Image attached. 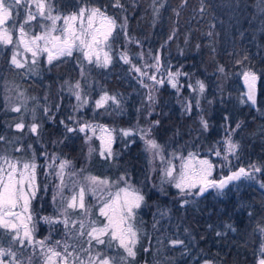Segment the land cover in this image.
Instances as JSON below:
<instances>
[{
  "label": "trees",
  "instance_id": "trees-1",
  "mask_svg": "<svg viewBox=\"0 0 264 264\" xmlns=\"http://www.w3.org/2000/svg\"><path fill=\"white\" fill-rule=\"evenodd\" d=\"M96 2L107 5L119 23L127 17L126 35L132 40L126 42L122 29L116 30L119 35L113 40L117 41L113 45L115 58L99 75L101 90L95 86L90 89L91 103L83 113L69 111L71 103L63 93L62 82L76 72L71 60L46 65L38 76L26 77L25 80L32 79L27 85L31 96H38V101L51 110L47 109L49 115L39 113L37 149L41 146L49 152L61 151L77 167L99 176L132 174L148 183L151 178L156 182L157 171L150 169L149 154L138 129L152 127V137L165 147L211 157L215 154L209 149L224 151L225 138L231 136L240 145L232 167L261 166L259 177L264 180V105L239 103L237 98L238 73L251 69L259 77L257 102L264 104V4L258 5L264 0H120L123 10L112 7L113 0ZM152 39L154 52H160L165 66L172 71L180 69L186 75L178 78L181 96L167 82L166 87H157L155 103L149 106L146 93L137 92V86L128 84L132 73L129 64L121 61L119 51L128 46L130 59H135L152 47ZM197 81L205 85L203 93L199 92ZM103 92L117 98L118 109L111 100L102 108L95 107ZM186 101L192 104L190 112L185 109ZM12 115L0 114L2 131ZM201 117L208 123L207 130L202 127ZM87 119L117 130L112 158L99 155L98 136L88 142L85 133L67 132L65 125L76 128L77 122ZM154 121L159 124L153 126ZM121 129L137 134L122 136ZM90 146L94 149L91 153ZM214 164L218 170L216 158ZM147 166L150 173L145 176ZM45 194L35 199L36 211H41L40 203L44 212L49 211ZM192 196L194 202L176 210H182L183 221L200 239L199 246L209 250L219 264H257L261 234L258 226L264 225V191L239 186L223 197H196L195 193ZM156 201L157 206L164 204L159 198ZM138 251L143 254L142 249Z\"/></svg>",
  "mask_w": 264,
  "mask_h": 264
},
{
  "label": "snow or ice",
  "instance_id": "snow-or-ice-1",
  "mask_svg": "<svg viewBox=\"0 0 264 264\" xmlns=\"http://www.w3.org/2000/svg\"><path fill=\"white\" fill-rule=\"evenodd\" d=\"M23 7L24 15L21 20L20 8ZM34 7V10H33ZM112 7L123 10L120 0H113ZM55 13V14H54ZM39 18V20H38ZM33 21H37L33 24ZM62 21V23H58ZM50 22V23H45ZM127 17L123 23H118L117 19L107 13V6H80L76 11L64 15L56 11L52 0H0V45H12V55L10 63L17 69H23L28 65L29 58L27 53H31V65H38L39 58L46 54L47 63L52 64L54 60L61 57H70L74 51L82 54L84 60L89 64H95L100 67H107L111 63L110 49L112 47L111 40L113 33L119 29H126ZM35 28H39V33L35 32ZM18 33V35H16ZM175 33H173L174 35ZM171 39V37H169ZM131 42V41H130ZM108 49V51H106ZM144 53L139 56L143 57ZM155 63L148 64L145 62L144 69H152L157 75H149V72L137 67L132 63L127 53L121 54L124 63L131 65V70L140 74V77H146L153 81L152 85L141 83L145 88L149 89L147 99L155 103L152 94L156 85H163L164 72L167 73V82L172 88L180 90L178 77L181 72H172L170 69L161 64L159 56L152 57L151 51L148 53ZM164 72H161V68ZM224 71L223 68L219 69ZM247 85L248 91L246 97L252 104L256 103V83L259 77L256 72L251 69L244 70L240 73ZM199 92L203 93L205 85L201 81H197ZM191 87V85H189ZM80 84L74 86L73 95L76 96L80 103L74 110H79L88 103L87 99L81 96L79 91ZM193 91H196L193 88ZM116 109L119 108L120 102L114 96L107 93L102 95L100 99L95 101L96 108H102L109 101ZM197 106L199 102L197 101ZM191 102H185L186 111H191ZM20 112V107L11 109ZM47 112V109H45ZM69 119H72L70 117ZM78 127L73 128L65 125L67 132L85 133L86 141L90 142L99 132L97 137L101 142L99 155L106 159L114 156L112 144L115 142L114 133L116 129H110L105 125L92 124L90 122L79 123ZM159 124L154 121L153 126ZM202 127L207 130L208 123L201 117ZM23 122L17 123L16 128L24 129ZM240 127L239 124L236 126ZM38 125L33 123L29 130L36 133ZM122 136H134L137 133L131 129L119 130ZM91 135H88V133ZM141 139L144 140L146 151L151 154L154 161L157 157L162 163L166 162V166L162 169L161 181L174 184L179 189L181 195H203L209 188H214L218 193H222L225 188L235 181L242 178L246 180H256L255 173L262 171L261 166L252 164L249 169L240 167L236 171H231L229 175L221 176L219 179L213 178V171L217 165L210 159H201L198 153L189 152L187 157L180 154L179 157L175 153L171 159L164 155V147L160 145L152 137V127L147 129H138ZM3 139V137H0ZM239 143L234 142L231 136L225 138V147L223 160L224 166L230 164L228 157L236 156L239 150ZM94 151L90 146L89 153ZM214 152L215 156L222 155L218 148L209 149ZM179 158L181 163L179 171L177 166L172 163L173 159ZM238 158V156H237ZM52 163L46 166L49 169L57 168L56 177L60 183L56 185L57 191L53 194V204L55 216H43L40 219L50 226L62 224L66 230L65 235L72 238L86 237L87 247L80 245V251L86 253V258L75 254L77 245L69 244L67 241L57 240L53 244H49L51 239V231L49 236L44 239H37L35 233L37 231L38 220L34 218L32 212V201L36 199L40 192V184L37 179V169L41 167L35 159L30 161H21L19 159H10L7 156H0V236L7 235L9 237V247L4 248L0 243V264H32L31 255L24 257V249H31L35 254L37 251L42 257V264H116V258L105 254L104 251L96 250L94 252V244L96 246L103 245L105 249L116 247L123 249L125 255L119 257V264H131L137 255L136 245L139 242V230L136 228L137 210L145 203V195L136 186L132 185L125 177H120L118 181L110 182L108 179L85 175L83 180L85 183H79L75 179L79 174L75 171L67 172L72 167V162L63 159L57 165L55 163L58 157L49 158ZM151 162V161H150ZM84 170L81 169L80 172ZM175 173V175H174ZM51 175V173H46ZM68 175L72 179L73 194L70 197L63 195L64 189L67 187L65 176ZM123 183V187H119L115 192L111 188L116 184ZM264 188V182L260 184ZM78 187V191L75 189ZM46 190V186H45ZM86 195H92L100 202L99 214L106 219V223L102 226L97 225V221H72L69 218V209L81 210V214L85 217L91 215L86 207ZM57 197H59V205H57ZM189 203L188 200L184 201ZM165 215L166 213H161ZM79 227H76V224ZM231 229V225H228ZM87 229V230H86ZM259 231L264 235V227ZM220 235V233H217ZM172 245H184L183 240H172ZM13 245L18 246L17 251H13ZM69 248L73 252H69ZM147 251V249H145ZM18 254L20 259H18ZM8 257V261H5ZM72 258L71 261L69 258ZM205 264L210 262L205 261ZM257 264H264V241H262L259 249Z\"/></svg>",
  "mask_w": 264,
  "mask_h": 264
},
{
  "label": "rangeland",
  "instance_id": "rangeland-1",
  "mask_svg": "<svg viewBox=\"0 0 264 264\" xmlns=\"http://www.w3.org/2000/svg\"><path fill=\"white\" fill-rule=\"evenodd\" d=\"M96 1L97 0H52V3L56 11L64 15H67L68 13L76 11L80 6H85V5L89 7L102 6L101 3ZM263 4L264 2H261V4L258 5H263ZM20 13H21V20L17 21L18 23L22 22V17L24 15L23 7L20 8ZM107 13L109 15L114 16L117 19V22L119 23V19L114 14L111 13L109 8H107ZM32 23L36 24L37 21H33ZM45 23H50V22H45ZM58 23H62V21ZM127 29H128L127 27L126 29H123L122 33H124L126 36L125 41L129 42L132 40V38L126 35ZM39 31H40L39 28H35L36 33H39ZM16 35H18V33ZM118 35L116 34V32L113 33V39L111 40V45H112L110 49V55L112 58L111 63L115 58V55L113 54V45L115 42H117L116 40L115 41L113 40ZM150 41H151L150 46L152 47H149L148 51L143 52L144 53L143 57L139 56L140 54L139 53L138 55L135 56V59L132 58L131 61L137 67H140L142 71L144 70L148 71L149 75L155 74L159 79L161 75L160 73H155L150 68L144 69L145 62H147L148 64L155 63V61L151 57H149L148 55L149 51H151L152 57L155 56L160 57V52L158 53L154 52V45H153L154 39ZM12 47H13L12 45H8V46L0 45V114H3L4 112H9L10 114H13L12 116L7 118L6 123L4 125V131H2V128L0 127V137H3V139H0V156H7L10 159H19L21 161H26V160L30 161L35 159L37 164L41 166L37 169V179L41 188L37 197L40 196L41 193H46L44 196H48L46 202L49 211L44 212L41 203L39 205L41 211L40 210L36 211L35 210L36 202L35 200L32 201V212L34 218L39 221V223L36 226L37 227V231L35 233L36 238L44 239L45 237L49 236V232L51 231V239L49 240V244H53L57 240L67 241L69 244L77 245L75 249V254L80 255L83 258H86L87 256L86 253L80 251V247H79L80 245H82L83 247H87V244L85 242L86 237L72 238L70 236H66L65 235L66 230L62 224H55L50 229V226L44 223L42 219H40L43 216L56 215L54 211L55 206L53 204L52 198H53V194L57 191L56 185L60 183L59 179L55 175V172L58 171V169L57 168L49 169L46 165L52 163V161L49 159L50 157H58L59 159L55 160V163L57 165L63 159H67L72 162V167L68 168L66 171L77 172L79 175L75 177V179H78L79 183H85V181L83 180V176L85 175H92V176L100 177L101 179H108L110 182L118 181V179L123 176L127 178L132 185L140 189L141 192L145 195V203L141 206L140 209L137 210L136 228L139 230V242L136 245V249H135L137 255L135 259L131 261V264H205V261L210 262V264H219L218 261L214 260V256L210 255L209 250L203 249L202 247L199 246L200 239H198L197 235L189 227V225L183 221V217L181 215L182 210H180L181 212H177V210L180 207L185 208L187 204L194 202L193 196L192 194L181 195L179 189H177L172 183H168L166 181L162 183L161 181V177L163 174L162 169L166 166V162L162 163L159 157H157L153 161L151 154L148 152L150 169L152 170L153 168V171H157V178H156V182H153L154 180L153 178H151V180L147 179L148 183H146L145 181L135 179V176L132 174L131 175L121 174L116 178H112L108 176H99L89 171H86L82 167H77L72 159L68 158L66 155L60 154L61 151L54 150L53 152H49L48 150L42 149L41 146L40 148L38 147L37 149L36 145L39 142L38 129L36 133H32L30 132L29 128L33 123L37 124L40 112H42V114L49 115L48 113L51 110L47 108L46 105L42 104L41 101H38L39 99L38 96H31V94L28 91L27 85H29V82H31L32 79L29 78L28 80H25L26 77L38 76L41 73L42 68L46 65H48V67H51L53 63L57 61L65 62L71 60L72 68L76 72L62 82L63 93L64 95L67 96L68 101L71 103L69 106L70 108L69 111L76 113H83V111H85V109L91 103L90 97L92 94V90L90 89L95 86L98 91L101 90L102 87L99 82L100 81L99 75L101 73L106 72L107 67L111 63L107 67H100L95 65L94 63L89 64L86 60L83 59L82 54L80 52L74 51L72 56L61 57L58 60H54L52 64L47 63V58L45 54L39 58L38 65H31L30 63L31 53H27L26 55L29 58L28 65H26V67L23 69H17L14 66H12L10 63L11 55H12ZM106 51H108V49H106ZM122 53H127L128 57L129 58L131 57L128 52V46L124 47L122 51H119V56H121ZM121 61L123 60L121 59ZM161 64L164 67H166L164 61L163 62L161 61ZM129 70L130 73H132V77L130 78L128 84L132 87L137 86L136 88L137 92L143 90L148 96L149 89L143 86V84L141 83V79H143L144 84H149V85H152L153 81L148 80L146 77L138 78L140 77V74L131 70L130 64H129ZM161 72H164L163 67L161 68ZM172 72L182 73L180 69L174 70ZM240 73H238L239 75L237 77L239 81V89L237 93L238 101L239 103L241 102L251 103V101L247 100L246 97L247 90L244 86L243 76ZM163 78L165 80V83L163 85L155 86V89H153V93H152L153 96H155L156 92H159L158 91L159 89L157 88L158 86L160 87L167 86L166 72H164ZM258 81L259 79L257 80V84ZM77 83L80 84L79 91L81 92V96L84 99H87L88 103L83 107H80L79 110H74L76 106L80 103L79 101H77L76 96L73 95V91H72ZM237 85L235 89L238 87ZM104 94L105 92H103L101 96ZM177 94L178 96H181L182 85L180 90L177 92ZM151 104L152 102L149 101V106ZM257 105H264V104H258L257 102L253 106H257ZM13 107H20L21 111L20 112L12 111L11 109ZM45 109H49V112L48 110L46 112ZM57 109L58 108H56L55 111H57ZM47 117L49 119L51 118V116H47ZM20 122H23L25 125L24 129L22 130L16 128V124ZM85 122H90L92 124H100L97 122L94 123L92 121H89V119L80 121L81 124ZM88 134L91 135L90 132ZM96 136H99V132H97ZM162 146L164 147V155L169 159H171L173 153H175L177 157H179L180 154H182L184 157H187L189 152H193V151L184 152L177 149H172L168 146L167 147H165L164 145ZM221 153L222 155L220 157H217L215 155L214 157H211L208 154H200L198 152L199 157L201 159L207 158L210 159L213 163H214V158L217 159L219 168L218 170L214 169L213 171V178L215 179H219L221 176L231 172L234 169L232 167V161L234 158H237L238 156V154H236V156L230 155L228 157L230 164L227 167H225L224 166L225 161L223 160L224 151H221ZM172 163H174L177 166V172H178L181 160L179 158H176L172 160ZM81 169H83L84 171L80 172ZM150 169L147 166L146 171H144L143 174L145 176L148 175L150 173ZM46 173H51V175H46ZM259 174L260 173H255L257 177L256 180H246L242 178L240 181L232 183L231 185H229V187L226 188V190H223L222 193H218L217 190L214 188H209L207 190L208 191L207 195L210 196L216 195L218 197H223L226 195L228 190H230L231 188H237L239 186L240 187L254 186L260 189L261 191L262 190L264 191V188L260 186V184L264 182V180L260 179ZM151 175H154V172ZM72 179L73 178H70L68 175L65 176V183L67 184V187L64 189L63 192V195L65 197H70L73 194ZM45 186H46V190H45ZM123 186H124L123 183L116 184L114 187L111 188V191L115 192L119 187H123ZM75 190L78 191V187ZM170 193H172V196L170 195V197L166 198L165 195L169 196ZM157 198L161 199V202L164 204H160L159 206H157L159 203L156 201ZM59 199L60 198L57 197V205H59ZM185 200H188L189 203L185 204L184 203ZM85 204L86 207L89 209L91 215L85 217L84 215L81 214V210L69 209L70 222L80 221V220L97 221L98 226H102L103 223H106V219L100 216L99 214L100 202L97 200L96 197L92 195H86ZM153 206L156 207L153 209ZM161 213H166V214L162 215ZM76 227L77 228L79 227L78 223L76 224ZM258 227L262 228L264 227V225H259ZM176 239L183 240L184 245H175V246L172 245L171 241ZM262 241H264V235L260 234L258 241L259 249ZM0 243H2V246L4 248H8L9 237L7 235L0 236ZM12 247H13V251L18 250V246L13 245ZM141 249L143 253L142 255H141V251H138ZM145 249H147V251H145ZM96 250L104 251L105 254L115 257L116 264H119V257L125 255L123 249H117L116 247H113L111 249H105L103 245L96 246L94 244V252ZM22 251L24 257L31 255L32 264H42V257L38 251L35 254L32 253L31 249H24ZM69 252H73V249L69 248ZM17 258L18 259L21 258L19 254ZM4 259L7 262L9 258L5 257ZM69 259L71 261L72 258L70 257Z\"/></svg>",
  "mask_w": 264,
  "mask_h": 264
},
{
  "label": "water",
  "instance_id": "water-1",
  "mask_svg": "<svg viewBox=\"0 0 264 264\" xmlns=\"http://www.w3.org/2000/svg\"><path fill=\"white\" fill-rule=\"evenodd\" d=\"M244 86H245V88H246V90L248 91V88H247V85L245 84V82H244ZM258 94H259V90H258V85H257V83H256V103H257V101H258ZM255 103V104H256ZM255 104H253V105H255ZM240 167H244V166H239V167H237V168H235V169H233L232 171H236V170H238ZM244 168H246V167H244ZM247 169V168H246ZM231 172H229V173H227V174H225V175H229ZM225 175H223V176H225ZM235 182H237V181H235ZM234 183V182H233ZM229 187V186H228ZM226 189V188H225ZM207 193V191L203 194V195H196V197H202V196H204L205 194Z\"/></svg>",
  "mask_w": 264,
  "mask_h": 264
},
{
  "label": "flooded vegetation",
  "instance_id": "flooded-vegetation-1",
  "mask_svg": "<svg viewBox=\"0 0 264 264\" xmlns=\"http://www.w3.org/2000/svg\"><path fill=\"white\" fill-rule=\"evenodd\" d=\"M208 192V191H207ZM207 194V193H206Z\"/></svg>",
  "mask_w": 264,
  "mask_h": 264
}]
</instances>
